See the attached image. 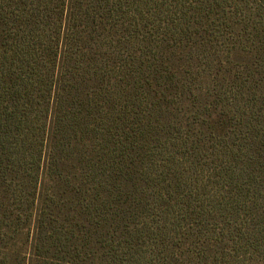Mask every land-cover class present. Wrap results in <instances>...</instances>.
Segmentation results:
<instances>
[{"label":"trees","instance_id":"1","mask_svg":"<svg viewBox=\"0 0 264 264\" xmlns=\"http://www.w3.org/2000/svg\"><path fill=\"white\" fill-rule=\"evenodd\" d=\"M0 264H264V0H0Z\"/></svg>","mask_w":264,"mask_h":264}]
</instances>
